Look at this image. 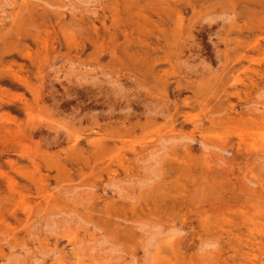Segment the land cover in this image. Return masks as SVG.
<instances>
[{
    "label": "rangeland",
    "instance_id": "rangeland-1",
    "mask_svg": "<svg viewBox=\"0 0 264 264\" xmlns=\"http://www.w3.org/2000/svg\"><path fill=\"white\" fill-rule=\"evenodd\" d=\"M0 264H264V0H0Z\"/></svg>",
    "mask_w": 264,
    "mask_h": 264
}]
</instances>
